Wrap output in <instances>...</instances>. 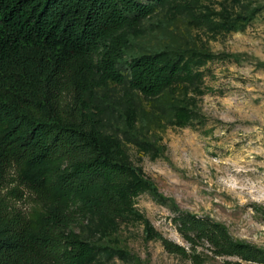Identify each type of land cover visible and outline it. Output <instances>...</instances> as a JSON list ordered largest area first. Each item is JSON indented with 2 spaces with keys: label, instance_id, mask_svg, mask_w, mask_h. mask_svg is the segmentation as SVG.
Wrapping results in <instances>:
<instances>
[{
  "label": "rangeland",
  "instance_id": "obj_1",
  "mask_svg": "<svg viewBox=\"0 0 264 264\" xmlns=\"http://www.w3.org/2000/svg\"><path fill=\"white\" fill-rule=\"evenodd\" d=\"M137 1L151 13L130 15L123 30V82L87 96L104 149L136 188L117 216L92 212L69 229L93 249L81 264H190L152 236L189 248L174 223L184 213L264 254V0ZM151 55L177 73L145 96L131 87L129 66ZM24 193L15 204L28 212L34 197ZM196 254L206 264H258L207 247Z\"/></svg>",
  "mask_w": 264,
  "mask_h": 264
},
{
  "label": "trees",
  "instance_id": "obj_2",
  "mask_svg": "<svg viewBox=\"0 0 264 264\" xmlns=\"http://www.w3.org/2000/svg\"><path fill=\"white\" fill-rule=\"evenodd\" d=\"M150 13L137 0H0V264H81L93 249L69 229L92 212L117 216L135 190L130 169L104 149L87 96L123 82V30L130 15ZM129 70L145 96L177 73L159 55ZM24 191L35 202L28 212L15 204ZM174 223L189 248L152 233L170 255L206 264L196 251L207 247L217 258L264 264L220 223L191 213Z\"/></svg>",
  "mask_w": 264,
  "mask_h": 264
}]
</instances>
